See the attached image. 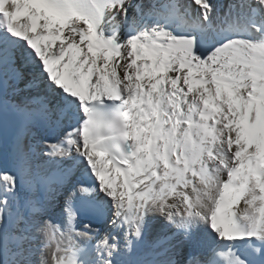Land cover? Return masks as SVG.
Returning a JSON list of instances; mask_svg holds the SVG:
<instances>
[{"label":"snow or ice","instance_id":"obj_1","mask_svg":"<svg viewBox=\"0 0 264 264\" xmlns=\"http://www.w3.org/2000/svg\"><path fill=\"white\" fill-rule=\"evenodd\" d=\"M0 264H264V0H0Z\"/></svg>","mask_w":264,"mask_h":264},{"label":"bare ground","instance_id":"obj_2","mask_svg":"<svg viewBox=\"0 0 264 264\" xmlns=\"http://www.w3.org/2000/svg\"><path fill=\"white\" fill-rule=\"evenodd\" d=\"M243 206H244V205H243V201H241L239 207H240V208H243Z\"/></svg>","mask_w":264,"mask_h":264}]
</instances>
